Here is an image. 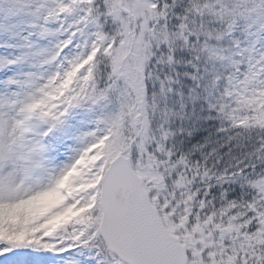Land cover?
Listing matches in <instances>:
<instances>
[{
	"label": "snow or ice",
	"instance_id": "1",
	"mask_svg": "<svg viewBox=\"0 0 264 264\" xmlns=\"http://www.w3.org/2000/svg\"><path fill=\"white\" fill-rule=\"evenodd\" d=\"M0 49V264H264V0H0Z\"/></svg>",
	"mask_w": 264,
	"mask_h": 264
},
{
	"label": "trees",
	"instance_id": "2",
	"mask_svg": "<svg viewBox=\"0 0 264 264\" xmlns=\"http://www.w3.org/2000/svg\"><path fill=\"white\" fill-rule=\"evenodd\" d=\"M177 23L175 17L171 19V25H175ZM204 133L201 137L197 133L193 134V137H182L176 142L178 149L185 153L190 154L191 159L194 161H203L204 157L211 151L213 147H216L215 139L210 135L212 129H200ZM207 143V147L201 149L199 145ZM252 150L251 144H248L243 148H233L232 152L228 155H223V159L219 164L216 165L217 169L223 170L228 168L230 164H235L236 159H242L244 156ZM221 154L228 153V148L221 149ZM234 157V158H233ZM215 162V158L209 161V164ZM225 188H233L235 191H241L239 184L225 185ZM219 189H217L218 191Z\"/></svg>",
	"mask_w": 264,
	"mask_h": 264
},
{
	"label": "rangeland",
	"instance_id": "3",
	"mask_svg": "<svg viewBox=\"0 0 264 264\" xmlns=\"http://www.w3.org/2000/svg\"><path fill=\"white\" fill-rule=\"evenodd\" d=\"M0 51H3L2 49H0Z\"/></svg>",
	"mask_w": 264,
	"mask_h": 264
}]
</instances>
